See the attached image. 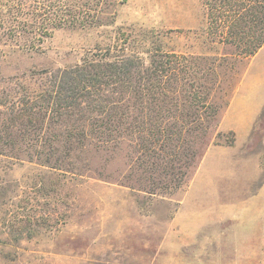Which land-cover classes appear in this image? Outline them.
Listing matches in <instances>:
<instances>
[{"label":"rangeland","instance_id":"374dc122","mask_svg":"<svg viewBox=\"0 0 264 264\" xmlns=\"http://www.w3.org/2000/svg\"><path fill=\"white\" fill-rule=\"evenodd\" d=\"M113 2L100 14L106 19L113 14L109 27H63L38 52L0 53V110L29 85L20 80L21 73L79 62L96 51L97 43L105 46L107 36L122 32L129 34L127 46L133 51L145 49L151 39L164 49L197 57L199 67L207 62L204 56L234 52L233 45L216 42L219 37L205 29L200 0ZM252 56L229 59L218 69L234 89L222 98L217 124L205 140L208 146L234 143V134L220 131L219 122L249 62L251 74L259 65L260 57L254 62ZM237 109L232 108V117ZM257 127L246 145L240 140L225 155L213 152L197 169L200 154L171 193L144 190L148 174H124L137 164L135 147L126 144L91 149L86 159L80 154L77 162L87 161L89 167L85 174H63L30 159L27 150L16 157L6 149L0 154V264H264V224L253 218L254 184L244 166L257 148L253 141L257 144L264 134V116ZM123 175L130 177V187L120 184Z\"/></svg>","mask_w":264,"mask_h":264},{"label":"trees","instance_id":"16d2710c","mask_svg":"<svg viewBox=\"0 0 264 264\" xmlns=\"http://www.w3.org/2000/svg\"><path fill=\"white\" fill-rule=\"evenodd\" d=\"M200 1L205 29L234 52L204 56L207 62L199 67L197 57L151 39L133 51L122 32L107 36L105 46L97 43L79 62L23 72L20 80L29 85L0 110V154L14 150L17 157L27 150L30 159L63 174H85L89 167L77 162L80 154L86 159L91 149L126 144L135 147L137 164L124 174H148L141 187L150 194L178 189L208 147L223 96L234 89L218 69L229 59L254 55L264 43V0ZM112 5L113 0H0V53L38 52L63 27H109L113 14H100ZM24 138L26 144H18ZM120 184L130 187V177L123 175Z\"/></svg>","mask_w":264,"mask_h":264},{"label":"crops","instance_id":"0c3cea01","mask_svg":"<svg viewBox=\"0 0 264 264\" xmlns=\"http://www.w3.org/2000/svg\"><path fill=\"white\" fill-rule=\"evenodd\" d=\"M257 57H260L259 65L254 68V73L251 74V66L249 62L243 77L236 88V92L232 96L231 101L219 122L220 131L232 132L234 134V143L232 145H209L204 152L197 169L205 165L209 155L213 152L220 156H222V154L225 155L228 151H231V149H235L240 140H243V144L246 145V143L250 141L249 136L251 132L257 130L258 121L264 116V44L252 56V61L255 62ZM237 106L238 109L235 113L236 117H232V108ZM253 143L257 148L253 151L251 159H248L251 164L247 162L244 166L246 167V171H251L250 173L248 172V174H252V181L254 184L252 190L253 218L264 224V134L257 144H255V141H253ZM257 178L259 179L258 186L256 183L258 180ZM244 207L245 205H240L239 209L244 210ZM174 222H177V218L174 219Z\"/></svg>","mask_w":264,"mask_h":264}]
</instances>
